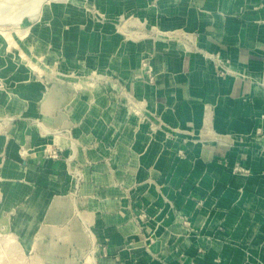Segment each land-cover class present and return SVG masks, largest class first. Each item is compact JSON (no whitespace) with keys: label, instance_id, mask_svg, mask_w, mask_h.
Returning <instances> with one entry per match:
<instances>
[{"label":"crops","instance_id":"0c3cea01","mask_svg":"<svg viewBox=\"0 0 264 264\" xmlns=\"http://www.w3.org/2000/svg\"><path fill=\"white\" fill-rule=\"evenodd\" d=\"M170 16L159 38L114 34L96 42L98 54L85 47L79 57L126 79L163 128L152 130L102 88L76 96L67 82L48 89L32 82L11 100L0 96L1 114L76 126L74 136L94 146L74 153L68 144L71 161L36 148L27 166L14 165L11 172L37 189L19 205L16 228L32 239L41 224L48 232L70 219L72 202L58 192L73 189L76 167L85 181L73 238L95 252L96 264H264V0H191L187 14L176 7ZM182 29L196 32L193 49ZM141 62L153 67L156 84L136 78ZM21 123L10 128L16 141L8 154L18 159V142L29 140Z\"/></svg>","mask_w":264,"mask_h":264},{"label":"rangeland","instance_id":"374dc122","mask_svg":"<svg viewBox=\"0 0 264 264\" xmlns=\"http://www.w3.org/2000/svg\"><path fill=\"white\" fill-rule=\"evenodd\" d=\"M176 7H183L187 14L191 0H0V96L6 95L11 100L19 90L27 91L32 82L44 89L56 86V81L67 82L76 90V96L81 91L102 88L110 97L108 100L129 108L140 122L150 121L152 130L163 128L157 122L159 115L148 112L144 103L133 96L126 79L116 76V71L106 63L79 57L85 47L88 56L98 54L96 42L105 39L109 43L114 34L127 37L133 33L135 40L144 32L154 38L165 35L168 31L162 29V23L171 22L170 12ZM179 31H182V42L191 49L196 32ZM140 67V76L136 78L156 84L153 67L144 62ZM22 121L27 123L29 140L18 142L21 155L18 159L8 154L15 137L10 128L13 124L20 126ZM49 125L47 120L27 113H0V136L6 135V143L0 149V264H96L95 252L79 247L72 233L76 220L83 214L79 203L84 198L80 186L85 174L81 168L71 167L69 171L73 189L58 192L72 202L69 221L50 223L52 228L48 232L44 229L48 223L41 224L32 239L16 228L19 205L37 189L29 180L11 172L14 165L27 166L28 156L36 148L46 158L71 161L75 152L94 147L74 136L76 126L62 122L54 127ZM31 135L34 139L30 140ZM68 144L74 153L66 158ZM202 204L203 200H199L198 206ZM143 216V211L135 215L136 218ZM181 222L189 232L196 231L188 216H182ZM70 247L74 250L71 253Z\"/></svg>","mask_w":264,"mask_h":264},{"label":"built area","instance_id":"2783aa9c","mask_svg":"<svg viewBox=\"0 0 264 264\" xmlns=\"http://www.w3.org/2000/svg\"><path fill=\"white\" fill-rule=\"evenodd\" d=\"M215 65H216V67L219 69V71H221V72H225V71H227L226 70V68H227V66H226V64L224 63V62H219V61H217V62H215ZM187 223H188V221H187Z\"/></svg>","mask_w":264,"mask_h":264}]
</instances>
